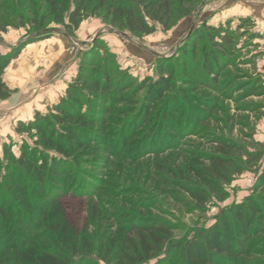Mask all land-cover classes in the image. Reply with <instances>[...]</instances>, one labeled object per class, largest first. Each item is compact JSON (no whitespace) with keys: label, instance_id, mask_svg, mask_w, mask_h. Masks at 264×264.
<instances>
[{"label":"rangeland","instance_id":"374dc122","mask_svg":"<svg viewBox=\"0 0 264 264\" xmlns=\"http://www.w3.org/2000/svg\"><path fill=\"white\" fill-rule=\"evenodd\" d=\"M30 1L9 0V9L0 15V30L10 21L15 25L0 34L1 42L7 39L18 46L52 35L65 42L70 55L63 61L66 64L58 83L36 84L32 96L41 94L39 100H53L56 105L78 74L84 54L95 50L96 41L102 46L101 57H112L107 63L116 71L129 74L137 84L147 83L145 90L133 93L132 105L123 104L114 111L108 137L92 153L95 160L81 167L84 175L71 185L90 193L63 199L69 221L80 233L86 231L87 218L95 221L90 211L93 203L98 208V221L104 223L109 235L132 222L145 227L163 223L172 227L174 240L190 241L214 229L223 215L237 210L254 195L256 183L264 174V0H204L190 17L175 21L167 30L157 25L151 35L142 38L113 29L103 21V13L90 8L79 29L70 31L55 22L47 5ZM16 16L26 17L30 24L19 23ZM41 23L43 30L36 31L34 26ZM204 24L230 30V38L214 37L219 44L227 41L215 87L203 72L204 60L218 54L213 39L202 31ZM190 38L195 46L188 43ZM45 49L54 50L51 45ZM20 56L5 71L0 95L6 90L10 97L13 93L6 77L11 70L20 77L13 84L21 87L31 82V75L17 71ZM21 58L29 59L30 53ZM198 100L210 106L204 116L198 112L202 109ZM54 105L40 113L47 114ZM190 117L175 144L165 141L170 124L166 119L178 126ZM0 118H4L0 122L2 159L6 144L13 145L16 153L23 141L33 144L29 134L22 137L16 132L18 122L12 127L10 116L0 113ZM160 127L163 137H158ZM222 144L230 148L221 149ZM249 154L261 158L254 161ZM260 194L262 200L264 190ZM258 205L264 214V203ZM88 227L87 234L94 238L101 234L100 222ZM38 239L42 248L54 247L50 240ZM165 255L166 251L158 259ZM91 260L107 264L95 256ZM240 264H264V233L250 241Z\"/></svg>","mask_w":264,"mask_h":264},{"label":"trees","instance_id":"16d2710c","mask_svg":"<svg viewBox=\"0 0 264 264\" xmlns=\"http://www.w3.org/2000/svg\"><path fill=\"white\" fill-rule=\"evenodd\" d=\"M27 1L31 3L23 0ZM203 1L40 0L48 6L55 22L63 24L67 30L79 29L90 8L94 13H103V21L113 29L127 31L138 38L151 35L157 25L169 29L175 21L193 15ZM8 3L9 0H0V15L9 9ZM16 19L21 24L27 22L26 26L30 24L24 16H16ZM13 25L12 21L3 24L0 34ZM34 27L41 31L44 24ZM202 31L213 39L214 51L218 53L203 63V72L215 87L227 41L219 44L214 37L230 38V30L204 24ZM51 37L44 35L27 40L1 55L0 82L3 83L5 71L28 45ZM188 43L195 46L191 38ZM101 51L102 46L96 41L95 50L84 54L78 74L64 97L47 114L37 112L31 121L18 122L16 132L22 137L29 134L33 144L23 141L18 153L13 152V145L3 146L4 159L0 156V264H96L91 260L93 256L107 264L112 261L152 264L156 259V264H240L250 241L264 233V214L258 205L264 203V198L259 200L260 191L264 190V174L256 183L254 195L237 210L223 215L214 229L190 241L174 240L172 227L163 223L145 227L132 222L109 235L107 229H103L104 223L98 221V208L93 203L90 211L95 221L87 218L86 223L96 225L100 222L101 234L96 235L97 238L87 234L90 226L80 233L69 221L63 199L86 193L75 187L72 189L71 185L84 175L81 167L95 160L92 153H96L97 147L108 137L110 117L121 105L133 104L136 90L147 88V83L137 84L129 74L116 71L107 63L112 57L108 60L101 57ZM10 94L9 90L1 92L0 100L8 99ZM198 101L202 109L197 111L204 116L210 106L203 100ZM166 120L170 124L169 131H165V141L175 144V139L179 138L177 134L185 132L191 117L178 126ZM162 130L160 127L158 137H163ZM33 132L36 136L31 134ZM222 145L221 149L230 148ZM249 156L254 161L261 158L256 154ZM38 238L50 240L54 247L42 248L37 245ZM165 251V257L158 259Z\"/></svg>","mask_w":264,"mask_h":264},{"label":"crops","instance_id":"0c3cea01","mask_svg":"<svg viewBox=\"0 0 264 264\" xmlns=\"http://www.w3.org/2000/svg\"><path fill=\"white\" fill-rule=\"evenodd\" d=\"M9 41L10 40L5 39L4 42H0L1 45H3L0 48L1 55H6L10 52V48L16 46ZM50 45L54 50L50 51L49 49L45 52V48ZM5 46L7 47V50L5 49ZM27 53H30L29 59L21 58ZM67 55H69V52L65 42L56 37H51L42 42L30 44L23 50L19 60L16 61V65L18 66L17 71H21L20 73L25 72L24 74L26 75H31V82H28L24 86L21 85V87L17 86V84H13L19 82L20 77H18L19 74H15L11 70L12 73L6 75V77L8 78L7 83H11V86L13 85V93L8 100L0 102V113H5L8 117L10 116L12 119V127L17 122H27L32 120L37 112L43 113L45 109L50 107V105L55 104L51 99L52 102L48 101L47 103H45L46 101L43 102V100H39L41 94H35L36 96H32L31 90L34 89L33 87H35L36 84L52 85L53 83H58L62 78V66L66 64L63 61L67 59ZM49 58L52 59L54 63L51 62ZM74 60H76V58ZM11 66L8 70L11 69ZM59 66H61V68H59ZM61 98L62 96H60V99ZM3 119L4 118H2L0 122H2Z\"/></svg>","mask_w":264,"mask_h":264},{"label":"water","instance_id":"95a60500","mask_svg":"<svg viewBox=\"0 0 264 264\" xmlns=\"http://www.w3.org/2000/svg\"><path fill=\"white\" fill-rule=\"evenodd\" d=\"M65 37H67V38H69V36L67 35V34H65V33H62ZM126 38H128V39H131L129 36H126L125 34H123Z\"/></svg>","mask_w":264,"mask_h":264}]
</instances>
